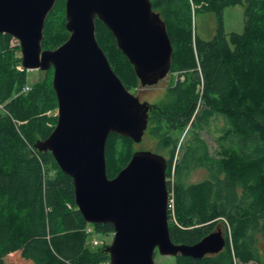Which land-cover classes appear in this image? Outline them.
<instances>
[{
  "label": "trees",
  "instance_id": "1",
  "mask_svg": "<svg viewBox=\"0 0 264 264\" xmlns=\"http://www.w3.org/2000/svg\"><path fill=\"white\" fill-rule=\"evenodd\" d=\"M151 2L167 25L173 45L171 74L178 76L167 89L164 117L176 128L191 125L198 132L213 117L223 121L215 156L196 132L181 158L168 160L167 187L173 242L196 244L224 221L229 228L226 247L198 260L179 255L175 263L264 264V0ZM65 3L58 0L46 21L44 50L57 49L69 38ZM244 3V32L227 36L224 9ZM196 9L218 15L214 39L197 35ZM96 36L125 87L141 89L133 66L98 19ZM13 40L0 36V264H13L18 256L29 264H103L109 259L106 247L93 246L91 235H111L113 225L87 224L75 203L72 178L52 154L34 148L57 124L53 70L30 84ZM150 113L145 135L152 129ZM136 147L132 139L110 134V179L128 165ZM199 168L208 169L209 177L189 182Z\"/></svg>",
  "mask_w": 264,
  "mask_h": 264
},
{
  "label": "water",
  "instance_id": "2",
  "mask_svg": "<svg viewBox=\"0 0 264 264\" xmlns=\"http://www.w3.org/2000/svg\"><path fill=\"white\" fill-rule=\"evenodd\" d=\"M58 0H0V36L19 42L26 71L53 70L57 124L34 148L49 152L72 178L75 203L90 225L112 224L110 264H156L155 254L203 259L226 247L221 228L193 245L173 242L169 228L167 159L136 151L110 179L106 145L111 133L142 142L153 105L131 93L114 72L96 36V20L112 33L141 86L167 79L173 45L151 0H66L68 40L44 50L46 21Z\"/></svg>",
  "mask_w": 264,
  "mask_h": 264
},
{
  "label": "rangeland",
  "instance_id": "3",
  "mask_svg": "<svg viewBox=\"0 0 264 264\" xmlns=\"http://www.w3.org/2000/svg\"><path fill=\"white\" fill-rule=\"evenodd\" d=\"M245 11V3L224 9L222 14V22L224 32L227 36H229L231 33L242 34L244 32L246 24ZM218 18V15L215 13L202 12L196 9V13H194V25L197 35L205 41L214 39L219 28ZM13 45L19 46V42L14 39ZM20 69L24 70L22 65ZM27 72L29 83L32 84L40 80L42 73L46 71L36 70ZM177 78V75L170 74L167 79L160 81L155 86L142 87L138 90H130V92L139 97L141 101H147L154 106L153 111L150 113L152 119V129L147 135L144 136L142 142L137 144V151L150 150L164 156L167 161L169 160L175 163L181 158V155L184 152V147L195 138L197 132L200 139L203 140L209 148L210 154L215 156V153L218 149L217 139L219 136H221L223 126V121L220 118L213 117L210 121V124L198 132V130L193 128L191 125L186 128H176L171 122H169L168 119H166V117H164L163 104L168 103L166 102L168 99L167 89L176 81ZM167 141H172L173 145H166ZM209 174L210 172L208 169L199 168L191 174V176L188 178V181H202L207 179ZM168 179L170 178L167 177V181ZM218 227L223 229L224 235L229 229L228 225L225 224L224 221H221ZM91 236L92 240L95 239L100 243L98 247L103 249L110 246L114 240V234L104 235L102 233L93 232ZM12 263L29 264L23 261L19 256L16 257V259L14 258ZM155 263L176 264L175 257L162 256L158 251L155 254ZM103 264H110V258L107 259V261H105Z\"/></svg>",
  "mask_w": 264,
  "mask_h": 264
},
{
  "label": "built area",
  "instance_id": "4",
  "mask_svg": "<svg viewBox=\"0 0 264 264\" xmlns=\"http://www.w3.org/2000/svg\"><path fill=\"white\" fill-rule=\"evenodd\" d=\"M170 206L172 207V201H171V203L169 202V208H170ZM90 232H92V231H90ZM92 244H93V246L98 247L100 243L97 240L93 239Z\"/></svg>",
  "mask_w": 264,
  "mask_h": 264
},
{
  "label": "bare ground",
  "instance_id": "5",
  "mask_svg": "<svg viewBox=\"0 0 264 264\" xmlns=\"http://www.w3.org/2000/svg\"><path fill=\"white\" fill-rule=\"evenodd\" d=\"M195 13V12H194ZM200 81V80H199Z\"/></svg>",
  "mask_w": 264,
  "mask_h": 264
},
{
  "label": "flooded vegetation",
  "instance_id": "6",
  "mask_svg": "<svg viewBox=\"0 0 264 264\" xmlns=\"http://www.w3.org/2000/svg\"><path fill=\"white\" fill-rule=\"evenodd\" d=\"M153 110V109H152Z\"/></svg>",
  "mask_w": 264,
  "mask_h": 264
}]
</instances>
